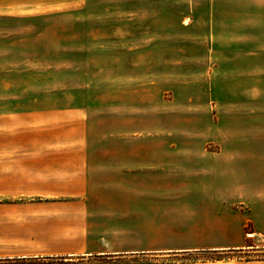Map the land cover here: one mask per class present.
<instances>
[{
    "label": "rangeland",
    "instance_id": "rangeland-1",
    "mask_svg": "<svg viewBox=\"0 0 264 264\" xmlns=\"http://www.w3.org/2000/svg\"><path fill=\"white\" fill-rule=\"evenodd\" d=\"M8 2L10 16L0 19V71L23 76L20 80L10 76L11 86L25 85L24 96H10L11 102L20 97L26 107H92L89 136L83 125L86 112L75 110L58 114L56 122L43 120L26 127V141L38 143L26 145L25 151L38 147L43 151H82L85 136L95 152H143L151 141L156 151L164 145L152 139L170 137L165 152L167 200L158 201L161 192L155 191L153 208H144L139 178L137 222L132 217V223L121 225L122 233L130 228L128 241L136 240L139 248L232 243L231 234L225 232V220L235 224L234 215L242 211L237 190L248 185L249 194L264 195V49L211 48L208 0ZM116 99L152 103L153 107H114ZM72 119L73 127L62 126ZM46 131L52 134L48 136ZM53 137L73 143L48 148L39 143ZM226 137H250L256 143L230 144ZM213 162L230 172L229 178L219 175L214 184L234 189L229 194L235 197L228 204L233 205L224 209L228 214L219 208L218 221L213 218L214 209L195 204L199 193L209 190ZM12 194L7 195L10 203L0 206V255L23 252L31 244L27 240L30 235L64 225L53 215L40 214L43 208L26 202L38 197L14 198ZM99 196L109 198L110 194ZM244 229L250 232L251 224ZM139 257L143 263H173L251 260L264 258V253L214 251L156 261ZM133 260L136 257L114 262L73 258L68 262L118 264ZM47 262L62 263L0 259V264Z\"/></svg>",
    "mask_w": 264,
    "mask_h": 264
},
{
    "label": "crops",
    "instance_id": "crops-1",
    "mask_svg": "<svg viewBox=\"0 0 264 264\" xmlns=\"http://www.w3.org/2000/svg\"><path fill=\"white\" fill-rule=\"evenodd\" d=\"M208 6L211 48L264 49V0H208ZM9 8L8 0H0V19L9 18ZM10 76H17V79L23 77L0 71V195L7 197L0 198V206L10 203L7 196L10 192L14 193V198L38 197L26 202L30 206L43 208L40 214L53 215L64 225L51 232H41L34 237L30 235L27 240L31 244L25 251L0 255V259L71 261L73 258H91L114 262L119 258L139 256L155 258L156 261V258L214 251L264 253V195L249 194L248 185L237 190L241 195V201L237 204L242 211L234 215L235 224L229 218L225 220V232L231 234L229 239H232V243L139 248L136 240L128 241L131 235H127V232L131 229H124V234L121 225L132 223V217L135 218L133 222H137L135 209L139 206V178L145 193L144 200H141L144 208H153L155 191L161 192L158 201L167 200L164 192L168 187L166 180L169 169L166 168L165 152L170 148V137H154L152 140L164 145L156 151L152 144L155 142L151 141L143 152H95L91 150L87 137L91 129L88 117L92 107L89 104L88 107H26L25 103H20V97L11 102L10 96H24L25 85L18 83L17 87L15 84L11 86ZM114 107H153V104L139 105L134 101L116 99ZM75 110L86 112L83 121L87 135L84 137V150L43 151L38 147L25 151L26 145L38 143L26 141V127L41 124L43 120L56 122L58 114H72ZM74 122L72 119L62 126L73 127ZM46 132L48 136L52 134L51 131ZM239 139L242 141L239 142ZM251 139L226 137V143H256ZM39 143L48 148L73 141H59L53 137ZM220 169L218 163L210 164L209 190L201 191L195 199L196 205L215 210V221L221 216L218 215L219 208L228 214L229 211L224 209L233 205L228 204L234 202L235 198L229 194L234 189L230 190L227 186L219 188L214 184L219 175L229 178L230 172ZM100 193H108L110 197L100 198ZM19 200L14 202H21ZM247 223L251 224L250 232L244 229ZM145 264H264V258L197 259L173 263L149 261Z\"/></svg>",
    "mask_w": 264,
    "mask_h": 264
},
{
    "label": "trees",
    "instance_id": "trees-1",
    "mask_svg": "<svg viewBox=\"0 0 264 264\" xmlns=\"http://www.w3.org/2000/svg\"><path fill=\"white\" fill-rule=\"evenodd\" d=\"M185 254H182V256H184ZM140 257H136V260H133V261H131V264H145V263H143L140 259H139ZM7 260H9V259H7ZM185 260H188L187 258H185ZM42 264H52V263H42ZM60 264V263H59ZM61 264H75V263H71V262H64V261H62V263ZM122 264H125V263H122Z\"/></svg>",
    "mask_w": 264,
    "mask_h": 264
}]
</instances>
